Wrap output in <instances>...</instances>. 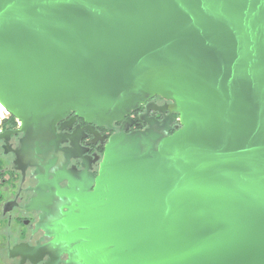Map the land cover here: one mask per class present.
Masks as SVG:
<instances>
[{
	"label": "water",
	"instance_id": "obj_1",
	"mask_svg": "<svg viewBox=\"0 0 264 264\" xmlns=\"http://www.w3.org/2000/svg\"><path fill=\"white\" fill-rule=\"evenodd\" d=\"M155 97L163 120L125 133ZM0 104L43 184L36 261L264 264V0H0ZM71 114L121 124L96 177L59 163Z\"/></svg>",
	"mask_w": 264,
	"mask_h": 264
},
{
	"label": "flooded vegetation",
	"instance_id": "obj_2",
	"mask_svg": "<svg viewBox=\"0 0 264 264\" xmlns=\"http://www.w3.org/2000/svg\"><path fill=\"white\" fill-rule=\"evenodd\" d=\"M151 103L147 113L146 105ZM170 104L159 97H155L139 109L132 111L128 117V122L124 124L125 133L142 131L147 128L141 117L154 118L161 122L164 116L158 111L159 108ZM73 114L67 116L56 125V133L64 137L63 142L58 145L59 150L68 154H60L59 163L64 165L66 172L75 178L81 177V173L97 176L99 165L102 160L104 146L111 135L119 133L121 124L113 123L111 129L97 127L95 124L87 125L82 119L76 118L73 122H68L73 118ZM174 122L171 125L174 131L178 125V116L173 115ZM60 125H65L64 129L58 130ZM74 134V135H73ZM73 135V136H72ZM21 134L11 136L7 145L0 141V169L3 176L0 178V263L1 264H32L22 255H9L14 248L35 249V264H46L48 257L44 256L41 261H36V249L48 244L52 238L46 236L45 232L38 227L40 212L38 210L39 192L43 184L40 183L37 168H27L22 174L15 170L13 161V151L19 148ZM35 171V174H34ZM53 175L47 176V181L51 182ZM61 189H68L67 180L57 183ZM91 190V189H90ZM89 190V191H90ZM48 194L50 190H44ZM32 200H35V209L30 207ZM59 264H65L66 256L59 257Z\"/></svg>",
	"mask_w": 264,
	"mask_h": 264
},
{
	"label": "built area",
	"instance_id": "obj_3",
	"mask_svg": "<svg viewBox=\"0 0 264 264\" xmlns=\"http://www.w3.org/2000/svg\"><path fill=\"white\" fill-rule=\"evenodd\" d=\"M9 118H11V116L5 111L4 109V112H2L0 110V134L3 133L4 131L8 130L9 128ZM14 123H15V129L13 130H16L19 128L20 126V123L14 119Z\"/></svg>",
	"mask_w": 264,
	"mask_h": 264
},
{
	"label": "trees",
	"instance_id": "obj_4",
	"mask_svg": "<svg viewBox=\"0 0 264 264\" xmlns=\"http://www.w3.org/2000/svg\"><path fill=\"white\" fill-rule=\"evenodd\" d=\"M9 128H8V130H13V129H15V123H14V118L11 116V119H10V121H9ZM3 176V173L1 172V169H0V178Z\"/></svg>",
	"mask_w": 264,
	"mask_h": 264
},
{
	"label": "bare ground",
	"instance_id": "obj_5",
	"mask_svg": "<svg viewBox=\"0 0 264 264\" xmlns=\"http://www.w3.org/2000/svg\"><path fill=\"white\" fill-rule=\"evenodd\" d=\"M0 110L2 111V112H4V108H3V106L0 104Z\"/></svg>",
	"mask_w": 264,
	"mask_h": 264
},
{
	"label": "rangeland",
	"instance_id": "obj_6",
	"mask_svg": "<svg viewBox=\"0 0 264 264\" xmlns=\"http://www.w3.org/2000/svg\"><path fill=\"white\" fill-rule=\"evenodd\" d=\"M10 119H11V118H9V121H10ZM9 121H8V122H9ZM0 264H1V263H0Z\"/></svg>",
	"mask_w": 264,
	"mask_h": 264
}]
</instances>
